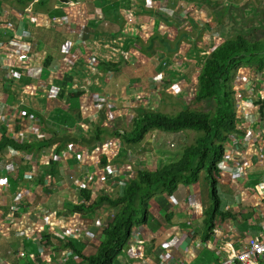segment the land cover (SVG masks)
<instances>
[{
	"label": "crops",
	"instance_id": "crops-1",
	"mask_svg": "<svg viewBox=\"0 0 264 264\" xmlns=\"http://www.w3.org/2000/svg\"><path fill=\"white\" fill-rule=\"evenodd\" d=\"M28 1L0 0V138L7 134L18 144L31 145L27 152L8 146L0 155V264L78 263L82 260L78 255L64 258L72 250L63 249L64 243L72 240L78 246L76 242L90 231L94 234L92 243L100 238L99 245L104 226L113 220L116 210L104 204L85 214L74 207L88 206L102 195L117 197L131 181L120 170H133L137 176L143 169L136 166L140 148L123 145L121 135L106 137L101 148L97 143L89 145L81 136L90 137L100 120L104 129L114 127L115 118L128 114L118 108L121 101L129 100L130 95L143 96L136 89L147 76L164 77L166 84L170 82L167 87L176 83L181 68L171 61L174 57L170 54L184 31H198L200 39H181L180 46L187 53L184 76L188 81L193 62H199L192 58L193 48L211 44L206 39L212 15L223 0ZM130 29L137 32L135 37L128 34ZM192 42H196L194 47ZM135 44L140 55L135 53L137 47H130ZM150 48L157 67L149 64ZM200 50L203 61L205 51ZM128 52L131 58L126 56ZM258 70L250 71L260 74ZM159 86L164 88L156 84L152 89ZM263 89L264 83L251 102L250 92H246L239 112L255 113L254 103L262 104V120L253 126L264 131ZM17 108L27 112L28 119H17ZM248 139L253 141V133ZM230 148L227 145L225 152ZM261 153L264 148L252 146L236 162H221L218 192L222 211L229 215L219 217L206 247L189 249L191 234L203 239L204 214L209 207V185L204 181L199 185L180 183L171 200L163 193L156 194L149 203L151 220L134 226L130 243L146 240L144 251L150 264H156L160 247L182 264H212L239 252L246 240L258 236L262 229L263 219L258 216V211H264ZM66 170L78 175L80 188L64 183ZM116 183L119 186L111 191L108 184ZM86 190L89 199L83 196ZM33 196L34 202L30 200ZM43 208L48 212L39 214ZM100 208L112 211L108 219L98 215ZM40 237L46 245L41 256L37 244ZM79 249L85 255L96 252L88 254L87 245ZM127 250L118 264H135Z\"/></svg>",
	"mask_w": 264,
	"mask_h": 264
},
{
	"label": "trees",
	"instance_id": "trees-1",
	"mask_svg": "<svg viewBox=\"0 0 264 264\" xmlns=\"http://www.w3.org/2000/svg\"><path fill=\"white\" fill-rule=\"evenodd\" d=\"M33 1H28V4ZM43 1L45 0H38L40 4ZM258 39L257 36L253 38L245 33L228 35L223 42L216 43L217 45L203 61L199 60L200 70L194 99L197 102L214 101L216 107L212 110H194L186 107L177 115L154 109L140 110L133 117L132 125L123 132L115 130L107 134L100 120V124L94 127L90 137L81 136L86 143L93 145L105 140L107 135H121L123 145L127 147L140 145V150H144L151 145V142L146 143L144 140L149 131L180 133L195 130L200 132L196 140L185 146L175 160L155 170L144 168L138 170L136 178L131 179L117 197L102 195L88 206L84 204L75 206L74 209L89 214L107 204L115 209L116 213L113 220L108 221L104 226L103 239L94 254L85 255L72 240L64 243L63 249L68 247L72 249L71 258L78 255L82 259L81 262L70 261L67 264H115L128 248L134 226L146 224L151 220L150 200L158 193H163L171 199L180 183L192 185L200 180L209 185V207L204 214L202 236L204 241L209 240L216 228L218 218L225 219L229 215L222 211L218 185L221 176L220 164L223 161L226 142L229 134L236 131L237 124L233 76L239 67L244 66L243 64H251L256 57L264 56V40ZM179 43L181 44L180 41L176 43L175 51L178 50ZM174 53H171L170 57ZM256 66L263 67L264 62H258ZM8 146H16L25 152L31 147V145L18 144L7 134H3L0 138V155ZM83 196L89 199V191L86 190Z\"/></svg>",
	"mask_w": 264,
	"mask_h": 264
},
{
	"label": "rangeland",
	"instance_id": "rangeland-1",
	"mask_svg": "<svg viewBox=\"0 0 264 264\" xmlns=\"http://www.w3.org/2000/svg\"><path fill=\"white\" fill-rule=\"evenodd\" d=\"M204 8H207V5H204ZM214 13L215 14L212 15V18L214 19L212 20V23L210 22L211 28H209L208 31L209 36H207L206 39L209 42L211 41V44L209 43L204 45L201 44L202 46L201 48L205 51L204 53H206L207 55L211 52L214 46L217 45L216 44L217 42H223L224 39H226V37L229 34L234 35L235 33L236 34L245 33L249 37L254 38L257 36L259 38L258 40H264V0H223L221 2L220 7L217 10H215ZM205 18L206 17H204L203 20H205ZM198 21H201V19H198ZM223 22H225V25H223ZM107 29H109V27ZM193 32L184 31L183 35L179 36L177 42L178 41L182 42V40L184 39V37L186 38V36H189L188 38L195 37L200 39V32L198 31H193ZM128 34L135 37L137 35V32L130 29L128 30ZM140 42L142 41L140 40ZM126 44L128 45L127 41ZM191 45L192 47H194L196 45V42H192ZM175 46L176 44L174 45V47ZM122 47L124 48V45ZM130 47L131 48L137 47V51L135 53H138L140 55V51H139L140 47L138 46V44L132 45ZM201 48L199 47L193 48L195 52V57L194 56L192 57L193 59L195 58L197 59V61L201 59V53H202V50H200ZM173 50H175V48H173ZM152 53H153V48L148 49L147 54L150 55V60L148 59L149 64L150 66L157 67L158 62L155 61V56H153ZM206 54H204L203 57H205ZM127 55L129 58L132 57V55L130 56V52H128V54L126 53V56ZM172 57H174V59H172L171 61L176 62L177 64L176 66L178 69L179 67L181 68V72L179 73L178 80L176 83H174L175 87L174 84L172 88L169 86L167 87L166 85H168V83L166 84V79L164 80V77L162 76H159V78L147 76L144 82L141 80L142 84L138 86V89H136L137 94H143V96L139 95L136 98L137 95H135V97L134 95H130L129 100L121 101V104L118 106V108L120 110L121 109L127 110L128 114L126 116L121 115L117 119L115 118V120H117L116 123L114 120H110V121H114L115 125L110 129L106 128L105 129L107 130L106 132H113L117 129L125 130L129 128V126H131L133 123L132 117H134L137 114V112H139L140 110L154 109L155 111L165 112L170 115H177V113L182 111L183 108L186 109V107H189L190 109H194V110H204V111L212 110L214 107H216V103L214 101L210 100V101L197 102L194 99V95H195L194 90H196L197 87V76L200 70L199 63L193 62L192 71L190 74L192 75V77L190 76L191 78H189L188 81H186L184 76V70L185 68H187L186 62H188V60H187V53L184 54L183 46H179L178 50L175 51ZM143 59L146 60V58L144 57ZM125 61L127 62L128 60L125 59ZM261 61L264 62V56L256 57L251 62V64H243V65L249 67L252 65H256L258 62ZM140 64L144 66L147 65L142 61H140ZM121 66H122V61H121ZM153 72L155 74V69L153 70ZM238 73H239L238 71L235 72L233 82H237ZM160 79H163V81L160 82ZM182 81H186V82L181 84ZM156 84H160L161 86L164 85V88L161 89V87L159 86L158 88H156L157 90H153L152 86L153 85L155 86ZM134 102L135 104L132 105V103ZM107 110L109 109L107 108ZM106 116L107 117L110 116V113H108V115ZM199 135L200 132L195 130H190L180 133L163 132V131L160 132L159 130H155L153 132L149 131L144 140H146V143L151 142V145H149V148L147 149L136 151L135 158H136L137 168L156 169V167L158 166H162L170 161L175 160L181 154L184 147L194 142ZM107 144H111V143L107 142ZM133 147L136 149L137 147H140V145H134ZM142 157L144 159H142ZM68 172L69 170L63 171V175H62L64 179V183L66 185H68L69 177H70ZM200 182L202 181L199 180L198 182H195L192 185H196V184L199 185ZM113 186H110L108 184V187H112L111 191H113V189H116V187L119 186V184L116 183ZM107 196L110 197V195ZM111 213L112 211L110 209L108 212L103 210V208H100L98 210V215L101 214L102 219H108V216ZM82 220L83 219H81V221ZM75 225L81 227V225H79V222H75ZM139 225L141 224H137L136 226ZM99 226L102 227L100 224ZM99 240H96L93 243H88L89 249H85V245L83 244L82 241H78L76 243H78L79 248L85 249L88 254H91L96 251ZM121 257H119L120 258L119 260L122 259ZM117 261L115 264H118Z\"/></svg>",
	"mask_w": 264,
	"mask_h": 264
},
{
	"label": "built area",
	"instance_id": "built-area-1",
	"mask_svg": "<svg viewBox=\"0 0 264 264\" xmlns=\"http://www.w3.org/2000/svg\"><path fill=\"white\" fill-rule=\"evenodd\" d=\"M93 54L92 62L96 60ZM237 82H235V98L237 99V117L239 123L237 125V132L231 134L229 136L228 143L226 145H230L231 148L229 151H224L223 162L226 164H230L236 162L241 156H243L245 150L250 147H255L257 149L264 148V138H263V129L255 128L253 126L254 123H258L262 120L260 115V111L262 110V105L260 103H254L253 108L255 113H250L245 115L244 113H240L239 109L241 107V103L244 98V94L246 92H250L249 94V102L257 95L258 89L264 83V72L260 74H252V71L248 69H240ZM264 92V89H263ZM15 117L17 119L26 120L29 115L24 110H19V108L15 109ZM132 117V116H131ZM133 119V117H132ZM253 133L254 139L253 141L248 139V134ZM102 144H98V148H101ZM259 153V152H258ZM260 158H264V153L258 155ZM81 160L83 157L80 156ZM120 173L127 177L132 178L134 176L133 171L125 170L124 168L120 170ZM69 183L71 186H75L76 188H80L82 186L81 180H79L76 176H72L71 172L69 173ZM115 179V178H114ZM261 191L264 193V182L260 185ZM16 211V209H15ZM260 218L263 219L261 223L262 229L261 233L254 237L246 240L245 245L241 248V250L237 253H234L231 257L220 259L218 262H213L212 264H263L264 262V211H258ZM44 213H47L44 211ZM15 214V212H14ZM12 213L9 217H12ZM219 219V218H218ZM215 230V229H214ZM40 237L37 239L39 256L44 255L46 252V245L41 240ZM94 239V234L90 231H86L83 241L88 244ZM191 245L189 249L201 250L203 247H206L207 243L200 239L195 234L190 235ZM181 240V239H180ZM179 239H177V242ZM232 243V241H229ZM146 245L145 239H137L133 241V244H129L128 246V254L129 259L133 260L135 264H150V262L146 259L144 247ZM231 245V244H230ZM232 246V245H231ZM160 252L156 257V264H182L177 261L175 256L169 254L167 250L160 247ZM230 253V251H229ZM73 254L72 250L66 252L65 259H69ZM65 260H62V264H64Z\"/></svg>",
	"mask_w": 264,
	"mask_h": 264
},
{
	"label": "clouds",
	"instance_id": "clouds-1",
	"mask_svg": "<svg viewBox=\"0 0 264 264\" xmlns=\"http://www.w3.org/2000/svg\"><path fill=\"white\" fill-rule=\"evenodd\" d=\"M204 54H206V53H204ZM207 55V54H206ZM264 67V66H263ZM248 69V70H258V69H256V68H260V67H257L256 65H252V66H249V67H247L246 65H244V66H241V67H239L238 68V72H239V70L240 69ZM260 73H262V72H264V68L262 69V70H258ZM235 75V74H234ZM233 79H234V76H233ZM234 90H235V82H234ZM262 105V104H261ZM234 109H235V120L237 119V124H236V131L235 132H237V125H238V123H239V120H238V117H237V99L235 98V95H234ZM262 110H263V106H262ZM262 110L260 111V112H262ZM118 130H120L121 132H123V130L124 129H117V131ZM235 132H233V133H235ZM233 133H231V134H233ZM231 134H229V136L231 135ZM228 140H229V137H228ZM228 140H227V142H226V144L228 143ZM101 142H103V141H101ZM101 142H97V145L98 144H101ZM227 146V145H226ZM145 169H147V168H145ZM133 171V170H132ZM71 171H69L68 172V174L70 173ZM133 173H134V171H133ZM66 176H67V173H66ZM73 176H76V175H74L73 174ZM134 178H136V174H135V176H133L131 179L133 180ZM68 186H71L70 185V183L68 182ZM73 187H75V186H73ZM30 200H32L33 202L35 201V197L33 196L32 198H30ZM169 200H171V199H169ZM34 209V208H33ZM43 211V212H39V214H46V213H44V211H46V212H48L46 209H39L38 211ZM36 211V209H34V210H32L31 212L32 213H34ZM30 212V213H31ZM134 229V228H133ZM84 238V237H83ZM83 238L81 239V241L83 242V244L84 245H87L88 246V244H86L84 241H83ZM42 240V239H41ZM43 241V240H42ZM90 243H92V241L90 242ZM130 243V242H129ZM129 246V245H128Z\"/></svg>",
	"mask_w": 264,
	"mask_h": 264
}]
</instances>
